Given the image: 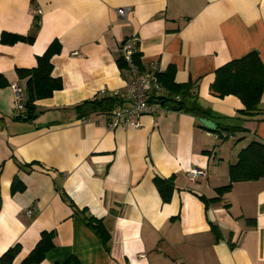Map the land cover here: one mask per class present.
<instances>
[{"label":"crops","instance_id":"obj_1","mask_svg":"<svg viewBox=\"0 0 264 264\" xmlns=\"http://www.w3.org/2000/svg\"><path fill=\"white\" fill-rule=\"evenodd\" d=\"M2 32L32 41L0 42V257L18 245L19 264L53 230L55 245L38 264L70 256L79 264H264V177L218 191L240 150L264 143V92L253 114L241 112L236 95L209 92L226 62L255 50L264 63V0H0ZM126 40L143 67L156 63L174 70L175 83L192 82L205 114L166 102L139 127L111 129L99 112L76 108L102 91L125 92L132 74L117 60ZM53 41L51 74L62 88L14 118L11 82L27 100L17 68L35 67ZM193 166L205 177L190 181ZM156 178L172 182L168 200ZM92 217L109 233L105 244Z\"/></svg>","mask_w":264,"mask_h":264},{"label":"trees","instance_id":"obj_2","mask_svg":"<svg viewBox=\"0 0 264 264\" xmlns=\"http://www.w3.org/2000/svg\"><path fill=\"white\" fill-rule=\"evenodd\" d=\"M38 24V23H36ZM18 41H32V36H24L10 32H2L0 42L12 44ZM60 51V45L53 41L47 49L37 56V64L32 68H17L18 75L26 77L27 100L25 101L26 112L30 111L34 100L51 96L54 90L61 89L63 84L59 77L52 76V61L54 54ZM139 53L133 56L134 62L143 67L138 61ZM120 69H128L127 63L122 56L117 60ZM174 70L170 68L167 72H159L158 78L160 84L169 90L173 95L180 96L179 100H174L170 96L162 98L163 103H172V108L177 110H186L195 115L205 114V111L196 106L193 101L195 97V86L192 82L175 83L173 79ZM5 83V79L0 75V85ZM209 92L216 97H224L228 94L236 95L243 103V114H253L258 110L262 92H264V63H262L257 51H250L244 56L232 59L215 71V78L209 86ZM116 97L105 95L93 100L84 101L76 106L79 110L86 113L109 111L115 104ZM83 108V109H81ZM28 110V111H27ZM227 131H234L237 128H224ZM220 132L217 129L212 130ZM228 133V132H227ZM264 177V143L251 141L246 147L242 148L238 154V159L229 166L230 181L226 186L218 188L219 192L230 189L232 183L237 180H251ZM156 185L162 196V199L168 200L172 191V182L170 180L156 178ZM89 226L96 233L102 243L109 240L107 233L101 225H94L91 222L94 218H89ZM55 232L42 231L40 238L30 251V253L19 264H38L46 253L54 247ZM19 250L15 245L9 248L0 257L2 264H14L13 260ZM62 264H79L74 256H70Z\"/></svg>","mask_w":264,"mask_h":264},{"label":"built area","instance_id":"obj_3","mask_svg":"<svg viewBox=\"0 0 264 264\" xmlns=\"http://www.w3.org/2000/svg\"><path fill=\"white\" fill-rule=\"evenodd\" d=\"M37 12L40 13V9ZM117 12L125 16L127 8H118ZM136 52L137 49L131 41L126 40L122 43L121 56L127 63L132 78L127 83L123 94L119 92L111 94L116 97L114 106L109 111L100 113V116L106 121L107 127L111 129L128 126L139 127L142 115L157 116L165 110L162 101L164 95L160 91L161 84L158 78L160 68L156 63H151L147 67H140L133 59ZM10 87L13 94L12 115L14 118H21L25 115V99L20 81L11 82ZM100 95L105 96V91H102ZM170 97L174 100H179L180 98L178 95H171ZM219 133L220 136L226 135L224 132ZM205 175V170L200 167L193 166L187 170V177L190 181L203 178Z\"/></svg>","mask_w":264,"mask_h":264},{"label":"water","instance_id":"obj_4","mask_svg":"<svg viewBox=\"0 0 264 264\" xmlns=\"http://www.w3.org/2000/svg\"><path fill=\"white\" fill-rule=\"evenodd\" d=\"M199 120L209 130H216L217 124L211 119L201 117Z\"/></svg>","mask_w":264,"mask_h":264}]
</instances>
